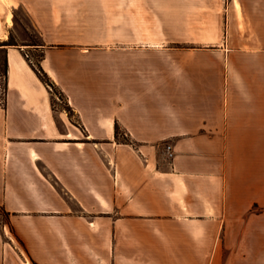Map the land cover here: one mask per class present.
Returning a JSON list of instances; mask_svg holds the SVG:
<instances>
[{"label": "crops", "instance_id": "1", "mask_svg": "<svg viewBox=\"0 0 264 264\" xmlns=\"http://www.w3.org/2000/svg\"><path fill=\"white\" fill-rule=\"evenodd\" d=\"M234 1L0 0L4 264H236L264 205V0ZM16 10L40 36L114 52L40 62L73 117L27 62L12 80Z\"/></svg>", "mask_w": 264, "mask_h": 264}, {"label": "rangeland", "instance_id": "2", "mask_svg": "<svg viewBox=\"0 0 264 264\" xmlns=\"http://www.w3.org/2000/svg\"><path fill=\"white\" fill-rule=\"evenodd\" d=\"M236 1V0H235ZM234 1V3H235ZM229 5V0H224L225 9ZM40 9L45 8L46 5H39ZM42 15V12L40 16ZM24 14L20 10H16L14 12V27L11 32L10 40L8 44L12 45L14 48L25 49L22 53L23 58L26 60L28 65L36 72V75L40 79V81L46 86L47 90L50 93V103L52 109L58 114L61 112L68 117H73L72 106L69 104L68 98L65 95L64 91L52 80V78L44 71L41 67L40 62L45 58L54 59L59 62H65L69 59L80 60L89 58L99 63H116V56L113 54L114 52H107L108 56L103 54L102 47H78L77 44H72L73 41H79L84 37H69V36H53V35H45L40 36L36 34L32 28L31 19L25 20ZM45 17V16H41ZM23 19V20H22ZM94 39L98 37H93ZM192 38V37H191ZM226 38V37H224ZM213 40V39H212ZM58 42L57 44H52L51 46H47L46 48L41 49L40 46L45 44V42ZM71 41V42H70ZM214 42L208 45H196V44H174L169 45V47L173 48H206L213 47ZM46 46V45H45ZM92 48V49H91ZM93 52L88 57H81L80 53H85L84 51ZM143 60H148V57H141ZM156 60H165L164 54L154 58ZM4 72L2 71V85L6 83L7 77L4 76ZM2 94L4 91L2 90ZM5 140V139H4ZM7 140V139H6ZM5 140V141H6ZM33 140L27 141L32 142ZM7 142V141H6ZM32 144H19V147H23V149H17L13 151V155L25 156V155H34V151L27 150L26 147ZM167 149V148H166ZM5 153L4 155H6ZM167 154V150H166ZM174 158V157H173ZM173 158H169L167 154V159L170 161ZM252 214L254 219L257 216H261L258 218L259 220L254 222L252 228V242L247 245L237 244V253L238 260L236 264H243L244 260L240 258V252L244 253L245 249H247V253L249 255V259L246 260V264H264V205H254L252 207ZM10 216L4 211V208L0 204V264H4L5 258V249L7 251L10 250V239L9 237L15 236V230L9 225ZM14 246H19L17 243H14ZM12 264H23L19 259L16 253H12ZM10 260V257L8 256ZM11 261V260H10ZM30 262L26 260V263Z\"/></svg>", "mask_w": 264, "mask_h": 264}, {"label": "bare ground", "instance_id": "3", "mask_svg": "<svg viewBox=\"0 0 264 264\" xmlns=\"http://www.w3.org/2000/svg\"><path fill=\"white\" fill-rule=\"evenodd\" d=\"M237 10L239 13H241L240 10V6L238 4V1H235ZM10 63H11V77L12 80H14L17 75L19 74V63L22 64V66L24 67V69H26L27 71H29L30 73L32 72V70L30 69V67L27 65L26 61L24 60L23 56H17L16 58L11 54L10 56ZM22 70V68H21ZM56 136L58 137V135L56 134Z\"/></svg>", "mask_w": 264, "mask_h": 264}, {"label": "built area", "instance_id": "4", "mask_svg": "<svg viewBox=\"0 0 264 264\" xmlns=\"http://www.w3.org/2000/svg\"><path fill=\"white\" fill-rule=\"evenodd\" d=\"M166 150H167L168 157L173 158L174 157V151H173L172 147L168 146Z\"/></svg>", "mask_w": 264, "mask_h": 264}, {"label": "trees", "instance_id": "5", "mask_svg": "<svg viewBox=\"0 0 264 264\" xmlns=\"http://www.w3.org/2000/svg\"><path fill=\"white\" fill-rule=\"evenodd\" d=\"M46 72V71H45ZM47 73V72H46ZM48 74V73H47ZM4 76L6 77L7 76V71L5 70L4 72Z\"/></svg>", "mask_w": 264, "mask_h": 264}]
</instances>
